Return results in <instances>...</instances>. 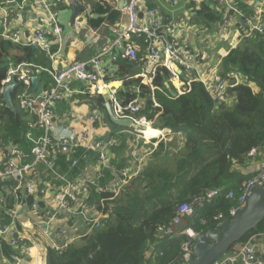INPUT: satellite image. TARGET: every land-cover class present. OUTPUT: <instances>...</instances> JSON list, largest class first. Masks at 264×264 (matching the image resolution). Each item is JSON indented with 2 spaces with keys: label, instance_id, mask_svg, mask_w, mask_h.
<instances>
[{
  "label": "trees",
  "instance_id": "trees-1",
  "mask_svg": "<svg viewBox=\"0 0 264 264\" xmlns=\"http://www.w3.org/2000/svg\"><path fill=\"white\" fill-rule=\"evenodd\" d=\"M4 1L0 0V5ZM60 7L61 4L57 9ZM96 11L99 14L106 12L99 6ZM196 13L199 20L208 24L223 21V12L213 14L209 4L206 6L203 3L202 9ZM107 18L112 19V15ZM103 21L102 17H98L91 19L90 23L97 27ZM241 30L238 43L218 66L219 75L229 83L228 104L215 103L202 84L196 81L191 83L188 92L177 94L164 67L157 68L151 84L141 83L140 78L132 76L142 69V53L137 54L135 62L121 61V72L132 71L129 73L131 78L117 91V100L125 104L136 96L133 87H138L142 103L141 110L135 116L152 121L155 129L166 128L181 134L182 145L177 147L170 165L168 155L160 157L158 163L155 161L165 146L160 142L153 158H147L131 185L121 188L118 195L98 191L91 186L88 204L104 215L99 227L87 222L84 227L90 226L91 229L78 241L61 249L47 247L46 264H168L178 255L186 235L158 239L154 233L158 226L166 225L175 216L177 205L209 188L223 187L237 195L243 184L255 175L241 171L240 167L247 166L251 161L248 153L252 148L258 153L264 152V33L250 31L247 25L241 26ZM21 62H34L42 66L50 64L43 50L0 39V86L9 67ZM232 72L242 75L240 82H235ZM249 84L255 85L258 90L254 92ZM19 90L20 85H17L12 92L14 110L8 108L0 98V119L5 125L3 140L9 139L11 144L28 151L32 146L24 138L28 113L16 105ZM93 101L104 109L102 96L94 97ZM29 119H34V116ZM105 119L109 120L107 113ZM109 122L113 129L118 128L115 130L126 129ZM113 163L116 164V160ZM109 179H114V174L104 170L103 177L97 182L103 186ZM18 193L23 204L30 209L36 196L26 192L24 187ZM13 203L14 197L9 194L7 207L1 215L3 223L11 220L6 210L11 209ZM234 205L235 199L226 198L223 193L199 208L194 216H186L188 227L196 233L218 230V223L229 218L228 210ZM39 206L41 209L44 207L41 201ZM218 213H222L223 217L214 219ZM201 219L205 222L201 223ZM261 234L264 235V219L241 242ZM150 244H154L157 250L154 255L150 252ZM16 255L13 245L1 240L0 264L13 261Z\"/></svg>",
  "mask_w": 264,
  "mask_h": 264
},
{
  "label": "built area",
  "instance_id": "built-area-1",
  "mask_svg": "<svg viewBox=\"0 0 264 264\" xmlns=\"http://www.w3.org/2000/svg\"><path fill=\"white\" fill-rule=\"evenodd\" d=\"M163 1L174 7L178 4V0ZM62 2L63 0H5L0 5V39H7L22 46L39 48L45 52L50 61L48 66L34 62H21L9 67L6 78L0 86V98L5 103L2 91L9 75H13L17 85H20L16 98L17 107L34 116V119L27 121L29 130L26 133V138L33 143L30 161L26 160V154L21 148L11 144L8 146L0 138V188L4 187L3 182H6L7 179L16 181V185L10 191L14 197L13 206L8 211L11 220L8 223H3V217L0 215V242L1 240L7 241L18 251L20 256L14 258L15 264H29L31 253L29 239L21 232L16 218V208L23 204L22 197L18 193L21 187H24L26 192L31 195L37 196V192L44 193L41 200L35 197L30 210L39 214L47 224L60 219L62 216L71 215L82 216L91 226L99 227L104 215L96 208L93 212L89 211L91 206L88 204V199L91 186H95L98 191H110L116 195V187L138 175L139 166L130 169L126 166H119L110 160L108 151L116 148L118 143L115 138H102L97 135V124L100 121V115L97 111L91 112L88 117V126L81 128L77 135L69 134L66 136L62 133L52 135V131L55 129L53 127L54 104L71 101L76 94L88 93L93 96L103 94L106 89L110 90L106 86L107 79L111 76L107 63H105L106 58H109L113 63L118 60L136 61L138 50L134 40H140L144 44L142 71L134 75V78H140L141 83L151 84L157 68L164 67L169 73V80L177 94L188 92L191 83L196 81L202 84L206 93L215 103H230V99L227 98L228 81L219 75L217 67L205 69L203 64L206 56L203 51L193 49L181 38L180 30L183 27L181 19L170 18L165 21L154 7H146L147 21L144 22L139 18V10L145 7L146 0H126L124 7L126 20L119 28L113 29L115 34L109 46L87 60L75 61L59 70L55 69L53 61L57 51H52V44L46 40L44 27L46 23L49 24L51 35L55 41H60L62 27L58 21L57 7ZM211 2L216 5L217 10L228 9L240 17L243 16L232 0H212ZM218 3L223 5L219 6ZM31 7L39 9L37 26L34 30L24 33L15 24L18 17L22 13L30 11ZM73 23L76 27L81 25L78 17L74 18ZM222 23L226 26L229 21L224 18ZM245 23L250 27V31L256 30L264 33V18H259L257 21L249 18ZM38 73L48 74L50 83L48 88L35 94L31 89V78ZM231 76L236 83L242 79L239 72H232ZM73 81L82 83L87 90L75 88L72 86ZM110 91L113 95L111 98L112 109L116 116L130 117L140 124L151 125L152 121H147L145 117L135 116L141 110L142 103V98L138 95L140 91L138 87H133L136 96L125 104H121L115 98V92ZM2 125L0 119V128ZM36 129L42 131L40 136H36ZM158 130L166 135L163 136L164 138L167 137L168 142H171L179 134L166 128ZM129 132L133 135L130 156L136 165H139L144 156L141 150L142 144H151L153 137H147L143 130H131ZM152 147L155 145L153 144ZM55 149L63 153L66 161L72 166L77 164V160L73 156L78 151L97 153L99 166L96 173L88 176L87 168H84L77 178H70L59 173L55 169L53 158L50 159L49 157L52 152L55 154ZM151 151L152 149L149 153ZM255 153L256 150L252 148L248 156L254 157ZM38 164L47 165L50 172L59 180L56 189L43 192V188H40L39 174L36 169ZM104 170L114 174V183L106 182L105 185L100 186L97 181L103 177ZM255 186L264 190V159L260 161L255 175L243 184L237 195L232 190L226 191L223 187L209 188L193 196L189 201L177 205L175 216L166 225L158 226L154 233L158 239L171 235H186V239L180 244L178 255L168 264L187 263L194 256L193 239L197 233L190 227L177 230L186 216H194L199 208L211 203L224 193L226 198L236 201V205L228 210L231 219L237 210L246 204L251 189ZM39 201L44 203L42 209L39 208ZM2 202L3 198L0 196V204ZM87 215L90 217L87 218ZM222 217V213L214 215V219H221ZM200 222L204 223L205 221L201 219ZM258 237H264V235H253L248 241L238 243L212 264H264L254 249V243ZM65 246L66 243H63L61 246L55 245L53 248L60 249Z\"/></svg>",
  "mask_w": 264,
  "mask_h": 264
},
{
  "label": "crops",
  "instance_id": "crops-1",
  "mask_svg": "<svg viewBox=\"0 0 264 264\" xmlns=\"http://www.w3.org/2000/svg\"><path fill=\"white\" fill-rule=\"evenodd\" d=\"M67 1L68 6L64 5L65 2L63 1L64 3L62 2L61 7L58 9V21L62 27L60 41H55V38L51 35L49 31V24L46 23L44 27V29H46V40L52 44V51H57L53 61V67L57 70L72 62L87 60L101 52V50L105 49L107 46H109V44H111L115 34L113 29L119 28V26L126 20V12L124 9L125 5L122 7L119 6L121 1L126 0H79L80 3L86 8L77 14L76 17H78L81 21V25L76 27L73 23L74 20L72 23H70L73 10L69 6L70 0ZM211 1L212 0H178V4L174 7L163 0H146L145 7L139 10L138 15L139 18L145 22L147 21L146 7H154L165 21L170 18L181 19L183 22V27L180 30V34L183 41L193 49L203 51L206 56L205 63L203 64L205 69L210 67H217L218 69L221 59L227 55L230 49H232L238 43V38L241 37L242 33L241 26L247 25L245 21L249 18H252L254 21H257L259 18H264V0H232L233 4L238 7V9L243 14L242 17L228 9L222 11L217 10L216 5L212 4ZM203 3H205L206 6L209 4L210 10L215 11V13L223 12V19L226 18L229 21V24L226 26H224L223 23L220 25L218 24L219 29L217 31L214 30L215 28L217 29V27L213 25L214 22H210L209 24L204 22V26L201 27L199 25V16L196 12L202 9ZM218 4L219 6L223 5L222 3ZM97 6L103 8L106 10V12L99 14L96 11ZM38 12L39 9L31 7L30 11L24 12L18 17L15 26L24 33L34 30L37 26ZM110 15H112V19L107 18ZM98 17H102L104 21L99 26L93 27L90 23V20L96 19ZM206 23L207 25H205ZM238 23L241 24L239 25ZM229 25H232L233 31L225 32L224 29ZM247 27L250 28L248 25ZM223 36L227 38L225 45L223 44ZM134 44L138 50L137 54L142 53L144 55L143 42L140 40H134ZM121 61L122 60H118L113 63L109 60V58L105 59V63H107L108 69L111 72V76L107 79L106 86L115 92V98L117 91L123 86L124 82L131 78L129 73L132 71V69H130L131 71L129 73L121 72L119 70ZM141 71L142 69L138 73ZM35 77L38 79L36 88L33 89L31 86V89L33 93L37 94L48 88L50 77L46 73H38ZM132 77L134 78V76ZM114 82L119 85L110 86V84ZM249 85L254 92L258 90L255 85ZM72 86L87 90L86 86L78 81H73ZM99 95L102 96L104 101H106L103 97V94L92 96L87 93L76 94L74 99L71 101L54 104L53 127L55 129H53L54 131H52V135L55 136V133H59L57 135L62 133L66 136L69 134L77 135L81 128L88 126V117L91 112L97 111L100 115V121L97 124V135L102 138H115L118 143L116 148L110 149L108 151L110 160L112 162L116 160L117 163H122L127 168L134 169L137 165L130 156L131 139L133 135L129 132L133 129L126 128L122 130H115L109 124H107L106 119L97 109L98 105L95 103V101H93V98ZM103 111L104 113L106 112L105 108ZM29 118H31V115L28 114V120H26V131L24 134L25 139H27L26 133L29 130L27 126V121H29ZM35 133L36 136H40L42 131L40 129H36ZM4 137L5 129L0 128V138L3 140ZM181 140H183L182 135H176L171 142L164 146L161 154L155 157V161L158 163V161H160V157H165L168 155L169 159L167 162L168 164L170 163V165H172L174 155L177 153L176 149L180 146ZM5 141H8L6 143L8 146L11 144L9 139L4 140V142ZM32 147L33 143L28 151L26 148L20 147L26 154L25 158L27 161L31 160ZM150 149H152L150 144H142L141 150L144 153V156L141 165L147 160V156L152 155L149 158H153L156 151H151L149 153ZM52 153L49 155V157L50 159L53 158L56 171L70 178H77L80 173H82L84 168L88 169L87 175L92 176L96 173L99 166L97 153L95 152L85 153L83 151H78L73 156V158L77 160V164L75 166L69 164L65 159V155L60 153L58 149H55V154ZM259 154L261 157L263 154V158H261ZM263 159L264 152L258 153L256 151L254 157L250 158L251 161L249 164L247 166L240 167V170L245 173H255L258 169L260 161ZM36 169L39 174V183L41 185L39 186L40 188H43V192H50L58 187L59 180L50 172L47 165L38 164L36 165ZM107 182L112 184L114 183V179H109ZM3 183L4 187L0 188V196L3 198V202L0 204V215H2L4 208L7 207V198H9V194H11L10 191L16 185V181L7 179L6 182ZM37 193L38 194L36 198L41 200L44 197V193ZM9 210L10 209L6 211ZM16 211L18 225L20 226L23 235L29 239L28 241L31 247L29 264H46L45 254L47 247H52L54 244L56 245L58 240H66L69 238L68 235L73 234L74 231L80 230L85 224H87L85 219L82 221L79 217H76V219L73 218L72 220L66 216H62L60 219L47 224L39 214L32 212L24 204H21L19 207H17ZM186 227H188V223L184 218L177 230L179 231ZM79 235L76 234L71 238H78ZM154 246V244H150L149 246L150 252L153 253V255L157 253V250ZM254 249L258 258L264 259V237H258L257 241L254 243ZM16 253L17 255L14 256V258L20 256L17 250ZM262 262H264V260ZM7 264H15V259L10 262L7 261Z\"/></svg>",
  "mask_w": 264,
  "mask_h": 264
},
{
  "label": "water",
  "instance_id": "water-1",
  "mask_svg": "<svg viewBox=\"0 0 264 264\" xmlns=\"http://www.w3.org/2000/svg\"><path fill=\"white\" fill-rule=\"evenodd\" d=\"M126 1H121L119 6L122 7ZM69 6L73 10L70 23L79 14L84 7L79 0H70ZM89 12V11H88ZM37 77L31 78V86L36 88ZM17 86L15 77L9 75L8 81L5 83L2 94L5 105L14 110L12 99L13 89ZM173 94V93H171ZM111 91L106 89L103 92L105 108L109 120L122 128H131L133 130H144L147 126L133 121L130 117H118L112 109ZM90 215H87L89 218ZM264 219V190L259 187H253L247 198L246 204L239 208L235 215L230 219L227 218L218 223V230H208L205 233H197L194 237V256L187 263L179 264H212L214 261L222 258L236 244L241 243L245 235L255 229L257 225ZM264 260L263 258H259Z\"/></svg>",
  "mask_w": 264,
  "mask_h": 264
},
{
  "label": "rangeland",
  "instance_id": "rangeland-1",
  "mask_svg": "<svg viewBox=\"0 0 264 264\" xmlns=\"http://www.w3.org/2000/svg\"><path fill=\"white\" fill-rule=\"evenodd\" d=\"M64 2V5H67L68 6V1L67 0H63ZM67 1V2H66ZM105 1H107V0H105ZM212 13L213 14H217V13H215V11H212ZM218 15V14H217ZM219 15H221V14H219ZM196 24V23H195ZM221 24V23H218V21H216V22H214V26H216L217 27V29L215 28L214 30H218L219 29V25ZM199 25L201 26V27H203L204 26V22H203V20H200V22H199ZM205 25H207V23L205 24ZM224 31L225 32H228V31H233V29H232V25H229L227 28H225L224 29ZM226 37L225 36H223V40H224V42H223V44L225 45V43H226ZM229 40V39H228ZM223 45V46H224ZM97 109L99 110V112L104 116V118H105V113H104V111H103V109L101 108V107H97ZM106 123L107 124H109L110 126H111V123L109 122V120L107 119L106 120ZM152 128H153V126H152V123H151V125H150ZM5 127V125L3 126L2 125V128H4ZM112 127V126H111ZM114 129H118V128H114ZM163 135H165V134H163V132L160 134V135H157V136H153V138H152V140L153 139H155V141H151V147H152V145L154 144L155 145V147H152V151H156L157 149H158V144L160 143V142H163L164 143V145L166 146L167 145V143H169L166 139H167V137H165L164 138V136ZM166 136V135H165ZM147 137H149V136H147ZM152 154V153H151ZM152 156V155H151ZM150 155L149 156H147L148 158L149 157H151ZM146 157V158H147ZM143 162V161H142ZM137 166H139L140 167V169H139V172H138V174L141 172V170H142V166H143V164L141 165V164H139V165H137ZM133 179V178H132ZM132 179H129V180H127L124 184H122V185H120L119 187H116V195H118L119 193H120V191H121V188H123V187H129L130 185H131V181H132ZM95 209V207L94 206H91V208H90V212L92 211L93 212V210ZM67 218H69V219H76V217H79L82 221H84V218L82 217V216H66ZM79 221V220H78ZM77 223V222H76ZM76 226H77V224H76ZM85 226V225H84ZM82 227L80 230H77V231H74L73 232V234H70V235H68V237L69 238H67L66 240H64V241H57V244L56 245H58V246H61L63 243H66V245H68V244H70V243H72V242H75V241H78L79 240V238L81 237V235H84L85 234V232L86 231H89L90 229H91V227L89 226L88 228H85V227ZM87 226V225H86ZM76 234H80L79 235V237L78 238H71V237H73L74 235H76ZM67 235V234H66ZM237 245V244H236ZM235 245V246H236ZM52 247H55V244H54V246H52ZM61 249V248H60Z\"/></svg>",
  "mask_w": 264,
  "mask_h": 264
},
{
  "label": "bare ground",
  "instance_id": "bare-ground-1",
  "mask_svg": "<svg viewBox=\"0 0 264 264\" xmlns=\"http://www.w3.org/2000/svg\"><path fill=\"white\" fill-rule=\"evenodd\" d=\"M112 85H114V86H118L119 84H117V83H111L110 84V86H112ZM147 126V125H146ZM144 133L146 134V135H149V136H155V135H158V134H160L161 132H159V130L158 129H155V128H152V127H150V126H147L144 130Z\"/></svg>",
  "mask_w": 264,
  "mask_h": 264
}]
</instances>
